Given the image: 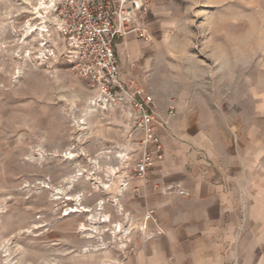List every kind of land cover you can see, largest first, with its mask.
Instances as JSON below:
<instances>
[{"label":"rangeland","instance_id":"374dc122","mask_svg":"<svg viewBox=\"0 0 264 264\" xmlns=\"http://www.w3.org/2000/svg\"><path fill=\"white\" fill-rule=\"evenodd\" d=\"M38 2L0 0V264H124L134 241L142 239L148 227L142 229V219L131 222L118 211V201H113L117 209L111 212L108 163L93 160L98 152L106 154L111 148L107 144L113 143L116 150L132 143L136 133L123 131L117 115L111 124L104 121L105 115L97 117L98 124L93 118L79 124V112L86 111L92 91L71 74L56 33L39 34L40 18L32 10ZM255 4L256 0H247V6L240 0H164L157 5L147 42L166 47L169 63L150 70L155 85L162 87V72L189 79V52L201 60L206 52L215 58L219 54L225 57L220 93L236 96L242 110L248 108L246 96L256 95L258 125H264V17ZM222 16L227 18L223 23ZM27 23L35 30L26 32ZM44 48H54L53 53L44 55ZM68 147L74 153L71 158L63 153ZM134 149L127 147L129 155ZM119 168L122 177L124 168ZM78 169L83 174L70 180ZM95 186L110 220L97 222L91 237L79 227H89L87 219L96 216L89 210L95 212L97 201L90 195ZM57 188L63 192L58 194ZM76 195L81 197L80 212L62 215L75 204ZM115 222L129 232L114 231ZM97 240L106 247L94 243ZM88 244L98 249L85 251Z\"/></svg>","mask_w":264,"mask_h":264},{"label":"crops","instance_id":"0c3cea01","mask_svg":"<svg viewBox=\"0 0 264 264\" xmlns=\"http://www.w3.org/2000/svg\"><path fill=\"white\" fill-rule=\"evenodd\" d=\"M163 1L151 0L147 8L148 39L129 33L115 43L122 78L136 81L153 94L160 117L166 115L165 93L175 97L176 115L158 126L161 157L145 179L132 176L141 136L132 129L129 111L91 112L86 105V111L79 112L86 116L81 120L93 118L97 124L100 115L107 116V124L120 116L123 131L136 133L132 143L116 150L113 143L107 144L111 148L106 154L98 152L93 160L108 163L111 212L118 201V211L123 210L131 222L141 219L148 209L156 218L147 223L155 236L135 240L124 264H264V125L257 121L258 98L249 93L245 99L248 108L242 110L236 96L224 97L219 87L225 83V57L218 54L215 58L209 52L204 60L189 52V79L162 72V87L155 85L150 70L167 65L169 51L151 46L147 40L152 36L149 24L155 22L157 5ZM127 147L136 152L129 155ZM119 167L124 168L123 178ZM125 178L127 186L121 189ZM57 189L58 194L63 192ZM97 190L95 186L90 192L97 201L95 212L89 208L90 214L106 215L110 220L102 211L104 200H98ZM84 226L87 228L86 223Z\"/></svg>","mask_w":264,"mask_h":264},{"label":"built area","instance_id":"2783aa9c","mask_svg":"<svg viewBox=\"0 0 264 264\" xmlns=\"http://www.w3.org/2000/svg\"><path fill=\"white\" fill-rule=\"evenodd\" d=\"M150 2L151 0H44L39 22L47 36H50L51 31L56 33L62 48L60 55L68 64L71 74L84 80L91 89L92 94L87 100V107L91 112L113 108L129 111L132 129L141 136L140 155L132 169V176L140 179H145L148 169L161 157L162 142L158 126L165 125L176 115L175 97L173 94L166 95V115L160 117L155 110L153 94L136 81L122 78L115 43L117 38L129 33L142 39L150 37L145 21ZM53 50L54 48H44L42 53L45 55V52L51 51L52 54ZM82 116L86 118L85 114ZM78 120L79 124L84 123L81 119ZM126 153L125 158H128V152ZM127 183L125 178L121 187L125 188ZM141 219L142 229H146L149 221H156L152 209H148ZM130 224L131 222L128 227ZM114 231L119 232L117 226ZM109 233L114 239L113 230ZM155 234L156 231L148 230L144 237H153Z\"/></svg>","mask_w":264,"mask_h":264},{"label":"bare ground","instance_id":"6f19581e","mask_svg":"<svg viewBox=\"0 0 264 264\" xmlns=\"http://www.w3.org/2000/svg\"><path fill=\"white\" fill-rule=\"evenodd\" d=\"M39 1V0H38ZM38 4H39V7L41 8L43 5H44V0H40V2H38ZM36 8V11L34 10V9H32L33 10V13L35 14V16L36 17H41V12L38 10V9H40V8ZM37 14V15H36ZM30 29V31H32V29H34L35 30V27L33 28L31 25H29V23H27L26 24V32L28 31ZM39 30H40V32H39V34H42L43 33V27L40 25L39 26ZM82 119V118H81ZM82 121H84V120H82ZM85 122V121H84ZM66 152V151H65ZM65 154H67L70 158L71 157H73L74 156V153H72L71 151H68V152H66ZM123 154L121 153L120 154V156H122ZM67 156V157H68ZM81 174H83L79 169L74 173V175H72L71 177H70V180H74L75 178H77L78 176H80ZM123 183V182H122ZM122 186V185H121ZM121 188H123V187H121ZM79 195V194H78ZM58 198H60V196H56L55 197V199H58ZM81 197H79V196H75L74 197V200L76 201L75 202V204L73 205V206H71V207H69L68 208V210L67 211H64V213L62 214V215H68L69 213H75V212H80V209H79V207H78V205L80 204H78V201H79V199H80ZM102 203H103V201H101V202H99V204L100 205H102ZM78 204V205H77ZM83 207V206H82ZM100 207V206H99ZM82 209H84V210H88V208H86V207H83ZM83 211V210H82ZM87 220H89V221H87L88 222V224L90 223L91 225H92V228H91V226H90V224H89V227H87V228H84L85 226H84V224H81V230H88V231H90V236L91 237H94V231L96 232V229H97V222H106V221H109V218L108 217H106V215H102V214H96V216H94V217H92L91 219H90V216H89V218L87 219ZM116 226H117V230L120 232H122V234L123 233H126V228H121V225H120V222H115V224H114V229L116 228ZM95 241V240H94ZM98 242H94V243H103L104 245H103V247H106V243L105 242H103L102 240L100 241V240H97ZM89 248H91V249H93V250H97L98 249V246H94V245H91V244H88V246H86V247H84V250L86 251V250H89Z\"/></svg>","mask_w":264,"mask_h":264},{"label":"clouds","instance_id":"9594fccd","mask_svg":"<svg viewBox=\"0 0 264 264\" xmlns=\"http://www.w3.org/2000/svg\"><path fill=\"white\" fill-rule=\"evenodd\" d=\"M241 3H244L247 6V0H240ZM223 4H227L229 3V0H222ZM254 7H259L260 9V14L262 17H264V0H256V4L254 5ZM226 17L222 16L221 17V23L226 21Z\"/></svg>","mask_w":264,"mask_h":264}]
</instances>
